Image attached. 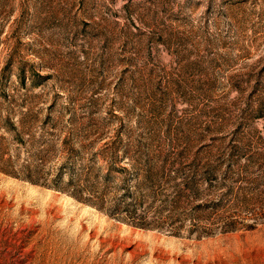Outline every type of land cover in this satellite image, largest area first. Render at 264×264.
I'll list each match as a JSON object with an SVG mask.
<instances>
[{"label": "rangeland", "instance_id": "obj_1", "mask_svg": "<svg viewBox=\"0 0 264 264\" xmlns=\"http://www.w3.org/2000/svg\"><path fill=\"white\" fill-rule=\"evenodd\" d=\"M163 33L180 42L168 49ZM148 76L168 97L156 116L136 103ZM260 106L264 0H0V264H264L258 167L243 180L247 207L207 184L177 205L180 179L160 186L169 203L139 210L145 221L91 186L107 180L95 153L118 132L145 133L140 119L172 154L189 128L195 154L263 149Z\"/></svg>", "mask_w": 264, "mask_h": 264}, {"label": "trees", "instance_id": "obj_2", "mask_svg": "<svg viewBox=\"0 0 264 264\" xmlns=\"http://www.w3.org/2000/svg\"><path fill=\"white\" fill-rule=\"evenodd\" d=\"M178 40L175 37H166L163 33L159 42L169 49V46L179 43ZM148 78L138 81L140 94L136 99V103L137 100L140 102L142 99L147 98L149 99L148 112L154 115L161 114V106L168 97L159 93L157 87L151 81V77L148 76ZM171 91L182 98L184 102L191 101L184 84L177 83L175 88L171 86ZM169 93L167 92V95ZM13 111L10 112L13 113ZM253 117H264V107L260 106ZM139 123L147 129L145 133L137 136L126 133L125 137L118 132L114 139L106 141L105 146L95 153L105 161V164L100 168H107L105 176L108 181L91 185L94 192H99L97 196L100 203L103 201L110 202L114 212L145 221V215L141 217L139 210L146 207V203L150 201V198H152V202L162 200L165 204L171 201L168 196L166 199L163 197L160 186L165 182L179 186V181L182 180L183 186H179L175 190L176 197L174 198L176 199H173V202L177 205L184 198H201L203 194L202 184H207L209 187L213 185L226 187L229 195L234 194V200L237 199L241 205L246 207L250 205L252 198L248 196L247 187L243 186V180H247L253 167L260 168L264 175L263 135H260L259 141L263 149H249L242 143L235 145V148L228 155L218 159L212 153H192L190 143L195 135L192 133L191 128H189L188 133L183 129V134L179 137V140L184 144L189 143V145L183 150L172 154L167 149L166 143L164 145L161 135L151 130L154 129L153 126L158 125L157 122L140 119ZM262 131H264V126ZM122 149L124 150L123 155H120L119 152ZM184 159L188 160L189 171L182 165ZM120 162L124 164L120 165ZM112 178L120 179L116 183L115 189H111L109 185ZM260 178L261 176L254 177L251 181L256 182L257 185L264 183ZM234 181H239L240 185H233ZM250 188L252 189L253 186ZM150 208H153V205ZM147 211L149 212V209L144 212ZM154 211L156 212V210ZM156 218H159V216Z\"/></svg>", "mask_w": 264, "mask_h": 264}]
</instances>
